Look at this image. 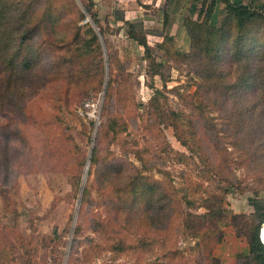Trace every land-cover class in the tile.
Segmentation results:
<instances>
[{
  "label": "rangeland",
  "instance_id": "obj_1",
  "mask_svg": "<svg viewBox=\"0 0 264 264\" xmlns=\"http://www.w3.org/2000/svg\"><path fill=\"white\" fill-rule=\"evenodd\" d=\"M241 39L263 47L264 21L241 29L222 0H0V264H259ZM215 193L223 216L200 219Z\"/></svg>",
  "mask_w": 264,
  "mask_h": 264
},
{
  "label": "trees",
  "instance_id": "obj_2",
  "mask_svg": "<svg viewBox=\"0 0 264 264\" xmlns=\"http://www.w3.org/2000/svg\"><path fill=\"white\" fill-rule=\"evenodd\" d=\"M222 1L226 5L229 15L236 19L241 29L245 28L248 24L256 21L257 19H261L262 21H264V15L254 10L250 5L244 3L242 0H222ZM142 44L147 48V50L149 49L147 42H144ZM246 45H247L246 42L241 39L240 44L238 46L239 48L237 46L235 49L232 48V55L230 58V62L240 64L242 59L245 58L246 52L248 51L257 52L256 69L253 73L251 72L249 75H246V79L244 80V83L247 84L248 82L252 80L251 83L254 85L255 94L257 95L255 96L256 98V103L254 106L255 111L256 110L263 111L264 110V46L262 47L259 44L258 40L255 41V44L253 45L252 48L248 49ZM6 54H7V50L0 49V55L4 56ZM8 65H10V67L13 68V70H16L18 67V65L12 60L8 62ZM23 65L25 68L31 66L30 62H27V61H25ZM215 73L211 74L210 77L216 79L218 75H216ZM241 86H243V84H239V87ZM151 87L154 88L155 86H151ZM156 92H159V89L156 88ZM175 114L180 118L179 114L177 113ZM178 138L182 142L183 145L187 146L188 149H190L192 152L194 151L193 147L189 144V142L183 136H181V134H178ZM180 154L182 157L185 155L183 153H180ZM135 186H136V189L138 190L139 183H136ZM153 187L154 189H157L158 186L153 185ZM262 190H264V188ZM138 192L140 193L141 191H138ZM161 198L166 199L167 196L161 195L160 199ZM209 198L215 199L216 203L213 204V207L212 205H208L207 208L209 210V214L199 215L200 219L209 220L210 216L212 217L216 216L217 218H220L221 216H223L222 215V212H223L222 201L224 197H222V195H220L219 193H215L213 195H210ZM216 204H219L218 207ZM147 210L148 209L144 210V208H142L143 212ZM258 214L260 217V224H259V227H260L264 221V212H259ZM189 216H190V213H187L183 217V223L185 226H187L186 224H187ZM259 227L256 233H254L250 237V251L254 255L255 259L259 262V264H264V244L262 243L263 241L261 242L260 240ZM192 236L198 237L199 233H195V235L192 234Z\"/></svg>",
  "mask_w": 264,
  "mask_h": 264
},
{
  "label": "water",
  "instance_id": "obj_3",
  "mask_svg": "<svg viewBox=\"0 0 264 264\" xmlns=\"http://www.w3.org/2000/svg\"><path fill=\"white\" fill-rule=\"evenodd\" d=\"M260 237H262L261 233H260ZM263 241V240H262ZM264 242V241H263Z\"/></svg>",
  "mask_w": 264,
  "mask_h": 264
}]
</instances>
